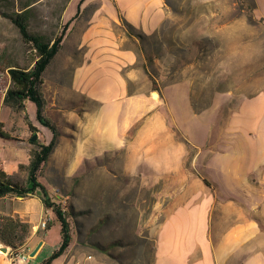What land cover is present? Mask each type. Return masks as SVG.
Instances as JSON below:
<instances>
[{
    "label": "rangeland",
    "instance_id": "rangeland-1",
    "mask_svg": "<svg viewBox=\"0 0 264 264\" xmlns=\"http://www.w3.org/2000/svg\"><path fill=\"white\" fill-rule=\"evenodd\" d=\"M101 3L102 0H38L28 21L31 32L51 36L72 19L58 54L43 75L42 91L48 100L43 114L56 125L58 136L65 132L60 110L50 107L52 86L58 81L57 71L68 67L69 53H78L79 30L98 13ZM165 4L166 16L155 31L129 29L122 21L124 33L116 30L121 46L133 50L136 56L131 65L122 69L123 74L131 75L126 81L128 92H161L171 84L190 85V103L198 113L191 124V134L199 132L201 126L213 125L210 142L214 146L217 133L229 125L242 101L264 93V0H165ZM15 7L16 0H0L2 11ZM33 53L17 28L0 14V125L7 135H0V169L18 185L25 184V166L31 150L37 148V144L30 143V137L36 133L38 143L45 138L49 142L52 137L43 126L35 132L29 128L28 123L39 124L33 103L25 102L22 110L4 104L6 91L13 86L6 64L12 61L20 68L28 67ZM159 105L169 121L161 99ZM110 111L103 109V122L118 119L116 114L111 117ZM171 129L186 151L183 162L190 171L185 174L190 178L202 175L190 166L195 149L180 131ZM99 137L104 138L102 133ZM65 139H69L71 149L61 144L54 154L51 152L40 181L70 225L69 258L77 264H155L159 226L181 190L173 188L176 173L152 170L162 167L157 164L158 152L148 163L146 160L139 164L136 171H126L123 168L127 157L119 150L84 146L76 150L70 138ZM0 204L9 212L22 202L6 198ZM217 214L214 210L213 215ZM53 215L55 223L45 231V245L39 256L29 257L31 264H41L59 246L60 223ZM238 220L231 215L215 222L219 229H225ZM216 238L212 236V240Z\"/></svg>",
    "mask_w": 264,
    "mask_h": 264
},
{
    "label": "crops",
    "instance_id": "crops-1",
    "mask_svg": "<svg viewBox=\"0 0 264 264\" xmlns=\"http://www.w3.org/2000/svg\"><path fill=\"white\" fill-rule=\"evenodd\" d=\"M97 12L79 30V51L69 53L68 67L57 71L59 78L52 86L50 107L60 110L66 133L57 136L52 154L61 144L70 150L69 139H65L69 137L76 150L83 146L119 150L127 157L123 170L136 171L158 152L157 164L162 167L152 170L176 173L173 188L181 190L159 226L155 264H264V93L242 101L229 125L217 133L213 146V125L201 126L200 133L191 134L198 113L190 103V85L171 84L161 92H128L126 81L131 75L122 69L136 56L121 46L116 30L124 33L122 21L144 33L155 31L166 16L165 0H102ZM160 99L170 122L160 110ZM106 108L111 109V117L118 118L116 123L113 118L110 123L101 120ZM32 126L41 131L40 124ZM171 127L195 149L190 166L202 175L190 178L185 174L190 171L183 162L186 151ZM6 198L22 202L9 212L0 204V213L17 215L29 223L31 233L24 251L30 253L42 242L34 254L37 258L48 229L37 225L45 217L50 226L55 223L53 212L36 195H6L0 201ZM231 215L238 222L219 229L215 221ZM68 251L51 264H77ZM30 262L12 257L9 250L0 253V264Z\"/></svg>",
    "mask_w": 264,
    "mask_h": 264
},
{
    "label": "trees",
    "instance_id": "trees-1",
    "mask_svg": "<svg viewBox=\"0 0 264 264\" xmlns=\"http://www.w3.org/2000/svg\"><path fill=\"white\" fill-rule=\"evenodd\" d=\"M38 0H16V7L11 11H2L0 14L7 18L19 31L23 43L34 51L32 63L28 67L20 68L12 61L6 64L8 73L13 82V86L6 91L4 104L14 110L25 108V102H31L35 106V119L43 127L48 128L52 137L47 143H38V138L30 141L37 144V148L32 149L28 164L25 166L27 179L24 185L14 183L11 178L0 169V198L6 195L25 198L30 195L38 196L45 209H50L55 214L60 223L61 240L56 248L41 264H51L54 259L64 254L71 244L70 225L63 216V211L51 194L40 181L43 165L46 163L49 155L54 150L57 143L56 125L43 114V109L47 100L43 95V75L58 54L66 30L72 19L61 26L60 32L48 36L39 32H31L28 28V21L31 17L35 2ZM81 3V1H80ZM77 6V12L79 5ZM14 1L12 5L14 6ZM131 29L132 26L126 23ZM131 33V32H130ZM129 34V31H128ZM156 90V89H154ZM27 118V117H26ZM32 131L35 127L28 123ZM0 135L5 138L7 135L2 131L0 125ZM50 227L48 223L46 229ZM31 233V227L28 222L22 220L17 215L0 213V244L9 248V252L17 255L25 252L24 248Z\"/></svg>",
    "mask_w": 264,
    "mask_h": 264
},
{
    "label": "built area",
    "instance_id": "built-area-1",
    "mask_svg": "<svg viewBox=\"0 0 264 264\" xmlns=\"http://www.w3.org/2000/svg\"><path fill=\"white\" fill-rule=\"evenodd\" d=\"M48 222H49V219L48 218H42L41 220H40V222L38 223V225H37V228L39 229H45V227L47 226V224H48ZM2 244H0V246H1ZM9 250V249H8ZM0 253H2V251L0 250ZM11 254V253H10ZM11 256L12 257H14V258H18V259H21V260H24V261H27L28 259H29V255H28V253L27 252H21V253H19V254H17V255H13V254H11Z\"/></svg>",
    "mask_w": 264,
    "mask_h": 264
},
{
    "label": "water",
    "instance_id": "water-1",
    "mask_svg": "<svg viewBox=\"0 0 264 264\" xmlns=\"http://www.w3.org/2000/svg\"><path fill=\"white\" fill-rule=\"evenodd\" d=\"M35 138H36V133L33 134V135L30 137V141L34 140ZM41 244H42V242H39V243L36 245V247H35L32 251H30V253H29V256H30V257L34 256V254L37 252V250L39 249V247H40ZM0 250H1L2 252H7L8 247L5 246V245H1V246H0Z\"/></svg>",
    "mask_w": 264,
    "mask_h": 264
},
{
    "label": "bare ground",
    "instance_id": "bare-ground-1",
    "mask_svg": "<svg viewBox=\"0 0 264 264\" xmlns=\"http://www.w3.org/2000/svg\"><path fill=\"white\" fill-rule=\"evenodd\" d=\"M5 253V252H4Z\"/></svg>",
    "mask_w": 264,
    "mask_h": 264
}]
</instances>
